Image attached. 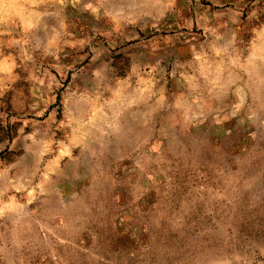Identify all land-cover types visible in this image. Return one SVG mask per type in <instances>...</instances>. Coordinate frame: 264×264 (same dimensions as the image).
Wrapping results in <instances>:
<instances>
[{
  "label": "rangeland",
  "instance_id": "1",
  "mask_svg": "<svg viewBox=\"0 0 264 264\" xmlns=\"http://www.w3.org/2000/svg\"><path fill=\"white\" fill-rule=\"evenodd\" d=\"M0 264H264V0H0Z\"/></svg>",
  "mask_w": 264,
  "mask_h": 264
}]
</instances>
